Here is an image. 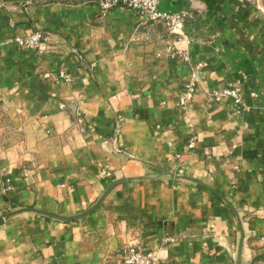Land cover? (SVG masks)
<instances>
[{"label":"crops","instance_id":"0c3cea01","mask_svg":"<svg viewBox=\"0 0 264 264\" xmlns=\"http://www.w3.org/2000/svg\"><path fill=\"white\" fill-rule=\"evenodd\" d=\"M159 7L188 10L183 33L97 0H0V216L77 215L130 178L78 219L6 218L0 264H120L131 243L155 264H264V7ZM233 84L242 103L212 98Z\"/></svg>","mask_w":264,"mask_h":264},{"label":"built area","instance_id":"2783aa9c","mask_svg":"<svg viewBox=\"0 0 264 264\" xmlns=\"http://www.w3.org/2000/svg\"><path fill=\"white\" fill-rule=\"evenodd\" d=\"M259 4V0H247ZM98 11L101 15L107 14L114 6H121L133 10L140 14L144 19L152 22H160L172 32L181 34L185 21L188 17V10H166L159 7V0H97ZM16 42L25 48L34 49L41 42L47 40V35L41 31H32L25 36H16ZM183 58L187 59L188 55L183 54ZM59 77H67L65 72L60 71ZM196 85L193 79H190L184 86L182 92L178 96L177 103L184 104L195 91ZM212 98L216 101L230 97L235 104L243 102L241 88L239 84L223 86L212 89ZM193 146V142H189V147ZM264 244V234L259 237ZM157 256L153 250L144 249L140 245L131 243L124 247L121 251L120 264H155ZM39 264H45L43 262Z\"/></svg>","mask_w":264,"mask_h":264},{"label":"water","instance_id":"95a60500","mask_svg":"<svg viewBox=\"0 0 264 264\" xmlns=\"http://www.w3.org/2000/svg\"><path fill=\"white\" fill-rule=\"evenodd\" d=\"M28 1V0H26ZM130 180V178L128 177H121L119 179H115L113 180L110 185L107 187V189L105 190V192L101 195V197L97 200V202L89 207L88 209H86L85 211H83L82 213L80 214H77V215H72V216H69V217H63V216H60L58 214H54V213H50V212H46V211H42V210H39V209H34V208H21V209H16L14 211H9L8 213H6L5 215L3 216H0V224H2L6 218L10 217L11 215L17 213V212H20L22 210H33V211H36L38 213H41V214H44L48 217H51V218H57V219H61V220H71V219H78V218H81L83 217L84 215L88 214L89 212H91L92 210H94L103 200V198L107 195V193L110 191V189L115 186L116 184L118 183H121V182H126ZM240 241H239V247H238V252L240 254V251H241V246H242V242H243V232L242 230H240Z\"/></svg>","mask_w":264,"mask_h":264},{"label":"rangeland","instance_id":"374dc122","mask_svg":"<svg viewBox=\"0 0 264 264\" xmlns=\"http://www.w3.org/2000/svg\"><path fill=\"white\" fill-rule=\"evenodd\" d=\"M259 5L264 7V0H259Z\"/></svg>","mask_w":264,"mask_h":264}]
</instances>
